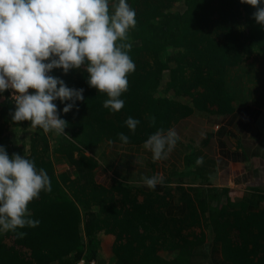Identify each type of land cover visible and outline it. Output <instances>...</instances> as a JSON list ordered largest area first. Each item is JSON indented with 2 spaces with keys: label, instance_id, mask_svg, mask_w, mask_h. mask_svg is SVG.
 Segmentation results:
<instances>
[{
  "label": "trees",
  "instance_id": "16d2710c",
  "mask_svg": "<svg viewBox=\"0 0 264 264\" xmlns=\"http://www.w3.org/2000/svg\"><path fill=\"white\" fill-rule=\"evenodd\" d=\"M118 2L109 0L110 15ZM127 3L137 23L123 42L132 45L126 51L135 71L127 74L119 112L103 107L109 97L89 86L84 66L48 73L84 89V101L67 114L65 103L53 101L68 122L66 134L13 122L15 100L9 90L0 93V146L45 169L52 188L29 203L40 224L18 229L24 238L0 231V264H75L83 255L98 257L103 246L110 248L108 264H264V193L253 205L226 187L165 184L153 202L155 191L142 184L98 182L93 149L120 141L119 133L137 142L192 113L226 112L233 92L243 97L264 86V26L253 18L256 8L241 0ZM129 117L140 121L134 133ZM53 157L72 166L57 173Z\"/></svg>",
  "mask_w": 264,
  "mask_h": 264
},
{
  "label": "clouds",
  "instance_id": "9594fccd",
  "mask_svg": "<svg viewBox=\"0 0 264 264\" xmlns=\"http://www.w3.org/2000/svg\"><path fill=\"white\" fill-rule=\"evenodd\" d=\"M241 3L255 7L253 18L264 26L261 0ZM113 7L110 15L109 0H0V93L13 90V122L31 121V127H40L45 133L66 134L68 122L60 118L53 101L65 103L63 112L67 114L77 101H84V89L69 88L64 80L48 75L53 69L68 74L84 66L89 86L109 97L103 107L112 112L124 107L119 97L128 90L127 74L135 71V64L126 51L132 45L123 41L137 21L127 0H119ZM118 40L122 41L119 45ZM29 89L35 91L29 93ZM139 123L132 117L125 121L133 133ZM119 139L123 144L129 142L124 133H119ZM178 140L174 129H159L143 147L157 162L168 159ZM203 163L204 157H198L196 164ZM142 179L153 190L165 183L163 174ZM41 191H52L45 169L37 170L34 161L18 153L10 156L0 146V231L24 238L27 233L18 229L37 227L40 221L31 218L28 205Z\"/></svg>",
  "mask_w": 264,
  "mask_h": 264
},
{
  "label": "crops",
  "instance_id": "0c3cea01",
  "mask_svg": "<svg viewBox=\"0 0 264 264\" xmlns=\"http://www.w3.org/2000/svg\"><path fill=\"white\" fill-rule=\"evenodd\" d=\"M252 90L243 97L233 92V107L226 112H195L171 124L165 132L174 129L179 140L167 160H152L151 152L143 147L148 138L127 144L99 143L93 148L99 162L96 180L121 179L153 190L142 178L163 174L164 185L226 187L239 202L255 205L254 198L264 193V86L256 84ZM87 153L95 154L93 150ZM200 156L204 163L197 165ZM164 185H157L153 202ZM176 208L178 202L173 200L172 209Z\"/></svg>",
  "mask_w": 264,
  "mask_h": 264
},
{
  "label": "rangeland",
  "instance_id": "374dc122",
  "mask_svg": "<svg viewBox=\"0 0 264 264\" xmlns=\"http://www.w3.org/2000/svg\"><path fill=\"white\" fill-rule=\"evenodd\" d=\"M23 135V134H22ZM52 144H55V141L53 140L52 141ZM52 148V147H51ZM53 160L55 162V169H56V172L57 173H60L62 171H65L67 168H70V166H72L71 164L68 166L67 164L65 163H61V162H57L55 161V158L53 157ZM107 178H105V182H102V183H105V184H108L107 182ZM101 253L99 254L98 257H88L86 255H83L87 258H95L96 260V264H108V261H107V254L108 252L110 251V248L107 246V247H102V249L100 250ZM167 251V250H165Z\"/></svg>",
  "mask_w": 264,
  "mask_h": 264
},
{
  "label": "built area",
  "instance_id": "2783aa9c",
  "mask_svg": "<svg viewBox=\"0 0 264 264\" xmlns=\"http://www.w3.org/2000/svg\"><path fill=\"white\" fill-rule=\"evenodd\" d=\"M11 97L15 100V98L12 96L13 95V90L9 89ZM29 93L31 92V89H29ZM75 264H96L95 258H87L85 256H81Z\"/></svg>",
  "mask_w": 264,
  "mask_h": 264
}]
</instances>
